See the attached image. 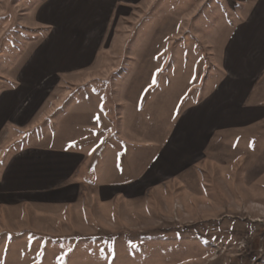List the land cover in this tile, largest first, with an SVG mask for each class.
<instances>
[{"label":"rangeland","instance_id":"rangeland-1","mask_svg":"<svg viewBox=\"0 0 264 264\" xmlns=\"http://www.w3.org/2000/svg\"><path fill=\"white\" fill-rule=\"evenodd\" d=\"M87 1L0 0V167L23 152L78 157L30 194L47 201L4 211L0 264H264V73L255 90L250 79L264 66V0L132 2L95 50L96 73L70 81L54 72L83 35L54 29L72 4L89 22ZM45 54L60 65L30 79ZM47 88L55 111L11 127L10 103ZM232 109L251 114L222 115Z\"/></svg>","mask_w":264,"mask_h":264},{"label":"crops","instance_id":"crops-1","mask_svg":"<svg viewBox=\"0 0 264 264\" xmlns=\"http://www.w3.org/2000/svg\"><path fill=\"white\" fill-rule=\"evenodd\" d=\"M138 1L140 2L141 0H88L87 6L92 5L94 7L93 15L91 16L92 18L90 17L89 22L88 19H85L86 16L83 15L85 14L83 10L82 14L80 11L78 12L75 9V6L73 7V4L72 6L70 5V8L66 9V13L63 16V19H61L59 26L54 29V33H59L60 31L63 33V31H66L68 35L70 34L72 36L77 35L79 32L82 33L83 36L81 38V42L75 46L76 48L72 47L75 48L73 53L74 58L69 59L65 65L61 66L55 59L49 58L45 54V56H42V59H40V61L37 63L38 67H35L34 65L29 66V78L49 80L52 78L51 69H56L59 65L60 67H58V70H56L54 73L60 74L61 76L63 75L67 80L70 81L72 78L80 79L82 76L81 73H84L87 70L92 71L93 74H95V65L98 60L94 55L95 50L99 48L101 43L106 40V35L108 34L109 28L110 26L111 28L115 27V24L117 23L116 20L123 19L122 21H125L126 17L131 15L132 9L127 5H130L132 2L137 3ZM113 16H115L117 19L114 20ZM86 49H89L90 51ZM257 49L259 50L258 55L260 53H263L264 55V43L259 44ZM246 58L248 59L247 63H249L248 61L254 64H258L260 62L256 56H251L252 59H250V57ZM53 65L56 67L54 68ZM47 70L49 71L45 73ZM41 71H43V73H41ZM263 73L264 66L261 70H259V68L256 69L254 76L250 77V79L253 81L251 85L253 88L251 90H255L259 85ZM56 76L57 75L54 77ZM55 90V88H47L40 89V91H30V94L26 96L30 97V100L32 99L29 101L30 103H34V105L30 110L28 109L29 111L25 109L29 101L26 103L24 98L21 104H19L17 100L19 105L15 104V106H13V104L10 103L13 107L12 110L15 112V116H17V123L11 125V127L21 128L28 125L34 118L35 113L41 109L42 105H44V107L48 106L50 108L49 111L52 114V112L55 111L53 106H56L52 105V97ZM73 91L76 96L79 94V92H81V90L76 88L73 89ZM58 92L59 97L63 96V98L67 99V97L71 94L72 89H65L64 93H62L63 91L59 89ZM11 95L12 97L17 96L14 92H11ZM33 96H42V99L40 98L33 100ZM63 101H65V99L59 98V102ZM52 107L53 109L51 110ZM243 113L244 111L242 110L232 109L227 110L226 112L222 113V115L227 119L238 121L239 118L245 114L246 116L251 114L249 111L245 114ZM44 118L48 119V116L45 114ZM67 119L68 116H66V120ZM70 120L74 122L71 124L72 127H78L79 124L77 121V115L72 117ZM93 120L97 121V119L94 117ZM93 120L89 119V121ZM1 125L3 124H0V128ZM3 140L4 139L0 138L1 142H3ZM73 152L67 151L63 156L61 154L62 158H59L58 155L53 156L49 153V151H39L38 153L32 152L31 154L23 152L19 153L18 155L6 158L0 167V220H2L4 211L18 213V210L23 208L25 204H30L34 201H47L49 197L38 198L39 200H37L34 199L30 194H45L52 187H56L62 183L64 181V177H66L69 172L74 171V168L78 164L76 162V159L78 158L77 154ZM76 152L79 153L78 151Z\"/></svg>","mask_w":264,"mask_h":264},{"label":"trees","instance_id":"trees-1","mask_svg":"<svg viewBox=\"0 0 264 264\" xmlns=\"http://www.w3.org/2000/svg\"><path fill=\"white\" fill-rule=\"evenodd\" d=\"M241 1L243 0H226V2L228 3L230 7H234L236 4H238Z\"/></svg>","mask_w":264,"mask_h":264},{"label":"built area","instance_id":"built-area-1","mask_svg":"<svg viewBox=\"0 0 264 264\" xmlns=\"http://www.w3.org/2000/svg\"><path fill=\"white\" fill-rule=\"evenodd\" d=\"M264 237V236H263ZM258 258H260V255L258 256V255H255L254 257H253V261H258Z\"/></svg>","mask_w":264,"mask_h":264}]
</instances>
